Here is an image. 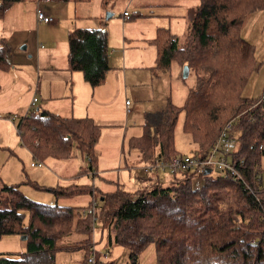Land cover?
I'll list each match as a JSON object with an SVG mask.
<instances>
[{"label":"trees","instance_id":"16d2710c","mask_svg":"<svg viewBox=\"0 0 264 264\" xmlns=\"http://www.w3.org/2000/svg\"><path fill=\"white\" fill-rule=\"evenodd\" d=\"M32 1L89 0H0V19L11 5ZM112 1L100 0L102 6ZM258 11L264 12V0H199L184 47L168 29H158L150 41L156 51L155 69L163 72L172 63L187 66L195 86L180 106L168 97L162 111L145 113L140 135L129 140L141 162H167L181 155L174 134L182 116L181 132L189 139V154L204 157L230 123L235 156L244 160L241 178L211 173L200 176L202 185L193 187L198 176L194 172L167 173L168 185L157 175L144 190L132 193L118 184L112 192L76 184L46 188L30 180L4 184L0 187V239L26 236V251L16 259L0 254V264H55L57 252L78 249L83 250L82 264H88L91 216L80 214L88 205L38 203L20 191L21 185L51 193L56 200L94 196L100 232L106 233L110 247L126 249L125 264H138L149 245L154 247L155 264H264V183L256 178L262 173L264 156V98L241 96L256 63L254 47L240 31L245 19ZM67 44L69 71L80 72L91 88L101 85L110 70L105 28H75ZM7 69L6 49L1 45L0 70ZM15 126L21 144L36 161H67L78 155L88 163L84 172L94 171L100 126L92 119L60 117L33 107L27 116L16 119ZM75 235L82 240L62 243Z\"/></svg>","mask_w":264,"mask_h":264},{"label":"rangeland","instance_id":"374dc122","mask_svg":"<svg viewBox=\"0 0 264 264\" xmlns=\"http://www.w3.org/2000/svg\"><path fill=\"white\" fill-rule=\"evenodd\" d=\"M77 4V15L81 17L78 19L81 28L95 25L94 28L85 29H97L99 27L97 23V12L99 15L102 13V19L107 22L108 62L110 67H112L106 73L103 83L98 87L91 88L84 81L90 90L86 99L82 98V102L86 101L85 109L87 110L88 106L89 113H100L102 118L100 115L98 116L101 119L107 120V122L99 124V146L95 152L96 161L94 163V171L85 173L84 170L87 168L88 163L86 159H82L78 155L67 161L45 160L43 161V167L41 169L29 168L30 162L36 164L37 161L35 159L26 162L21 157L18 160L19 169L23 172V181H28L30 175H36L42 179L41 182L46 183L45 185L47 186H44L46 188L56 187L57 180L61 181L66 179L72 182L78 181L77 184L75 183L76 185H92L98 189L107 186L110 190H114L116 189V184H118L125 191L132 193L138 190L137 185L140 181L150 176L142 172L141 167L146 163L141 162L137 158L136 150L130 149V138L140 135L145 113L162 111L168 97H170L174 105L180 106L188 90L195 86V79L192 73L187 78H182L183 67H180L177 63H172L169 69L163 72L155 69L153 86L152 88L146 87V90L152 93L150 95L151 98L140 101L141 98L137 96H134L135 98L128 96L131 103V114L128 115L125 122L124 101L120 97L121 94H118L116 90V81L109 74L111 70H115L113 68L117 67L112 65V59H110L113 51L118 49L111 44L112 40L118 42V38L121 41L123 35H125L126 38H131L130 40L124 41L129 47H138V50L133 51V49H127V45H125L126 56L133 55L134 57V54L135 56L139 54L144 60L149 61V56H152L151 52H154V60H156V52L153 51L150 41L156 36L158 29H168L171 34L178 38L179 47H184L186 33L185 22L195 12L196 6L199 5V0H113L107 6H102L100 0H89L87 2H78ZM144 6H146L145 9L147 12L141 10ZM123 12H127L130 15L129 19L122 18V15L120 16ZM107 13L111 14V16L105 20ZM246 19L240 33L242 38L254 47L256 69L243 87L241 96L246 99H258L264 91V12L258 11ZM246 23L247 25H245ZM124 25L127 26L124 27ZM140 34L143 39H138ZM143 47L144 50L142 49ZM152 60L153 56L150 62ZM78 73L82 77V74L80 72ZM138 85L135 90L140 93L145 86H142L141 82ZM142 94L139 95L142 96ZM76 100H79L78 96ZM120 119L122 120L121 124H118V122H110ZM181 123L182 116L179 117L175 128V147L181 155H188L191 148L188 143V137L181 132ZM260 165L264 175V156L261 158ZM87 173L94 174L93 182L91 179L92 176H88ZM11 174L12 172L8 167L0 170V187L4 184L14 185L10 182ZM159 175L162 177L163 185H168L170 176L167 173H159ZM214 175L215 173L212 172L211 176ZM5 181H9L7 182L8 184ZM112 181H114V186H111ZM202 183L203 178L196 176L192 182V186L199 187ZM20 191L31 200L49 205L81 206L91 200L89 196L69 198L70 202L60 198L56 200L53 194L46 191H39L31 186L22 187ZM79 237L75 235V238H64L62 243L70 244L75 239L82 240ZM25 251L26 244L24 241H20V237L7 236L0 239L1 255L16 259L21 258ZM90 251L94 252L95 263L100 261L125 264L127 261L126 249L114 244L110 247L107 242L106 233L103 232L101 234L98 225L94 226L92 248ZM106 253L107 255L105 257ZM88 255L90 256V252L87 253L86 261ZM83 257L82 249H78L73 253L59 251L55 256V264H82ZM154 261V247L153 245H149L141 252L138 264H155Z\"/></svg>","mask_w":264,"mask_h":264},{"label":"crops","instance_id":"0c3cea01","mask_svg":"<svg viewBox=\"0 0 264 264\" xmlns=\"http://www.w3.org/2000/svg\"><path fill=\"white\" fill-rule=\"evenodd\" d=\"M145 7L141 9L143 12H147ZM77 8L78 4L73 2H20L11 5L3 18L0 19V46L4 45L6 49V61L8 63L7 70H0V170L8 167L12 172L10 176L11 184L17 185L24 178L22 176L23 172L19 169V158L23 157L26 162L31 159L33 161L31 153L21 144L15 126L16 119L27 116L31 108H39L65 118L87 117L97 125L107 122V120L101 119L102 115L100 113H89L88 106L87 110L85 109L86 101L82 102V98L86 99L90 90L78 72H70L68 69L67 36L73 29L81 28L78 20L81 17L77 15ZM37 10L52 18V22L46 24L38 21L36 17ZM101 14L99 15L97 12L99 26L97 29L104 27L106 30L107 22L102 19ZM121 17L123 18V15ZM189 20L187 19L185 22L186 30ZM245 21L241 29H243ZM94 26L91 25V27L85 28H94ZM126 26L124 25V27ZM130 39L123 35L121 41L118 38V42L112 40L111 44L118 49L113 51L110 59H112V65L117 67L113 68L115 70H111L109 74L116 81V90L118 94H121L120 97L123 98L124 102L128 99V96L132 98L137 96L141 98L140 101L149 100L152 93L146 90V87L152 88L153 86L154 70L156 68L154 52H151L152 62H150L152 56H149V61L144 60L139 54L137 56L134 54V57L133 55L126 56L124 48L127 44L124 41ZM138 39H143L141 34ZM137 48V46L129 47L127 45V49H133V51ZM152 48L155 51L153 45ZM142 49L144 50V47ZM138 76L140 77L137 78ZM139 82L142 86H145L140 93L135 90L139 86ZM139 94H142V96ZM77 96L78 101L76 100ZM33 99H36L34 104H32ZM127 117L128 115L124 114L125 122ZM110 122L121 124L122 120H112ZM98 146L97 143L96 150ZM4 159L6 160L4 161ZM30 165L31 162L29 163L31 169H41ZM87 175L89 176L88 173ZM29 178L30 181L38 185L47 186L36 175H30ZM146 179L139 182L137 185L138 190H144L150 182L155 181L152 177H149L151 181ZM57 181L56 186L78 183V181L72 182L66 179ZM7 182L9 181H5L6 184H8ZM25 186L29 185H21L20 188ZM111 186H114V181H112ZM98 190L101 192L114 191L107 186ZM65 201L70 202V199ZM89 201L81 206L88 205Z\"/></svg>","mask_w":264,"mask_h":264},{"label":"built area","instance_id":"2783aa9c","mask_svg":"<svg viewBox=\"0 0 264 264\" xmlns=\"http://www.w3.org/2000/svg\"><path fill=\"white\" fill-rule=\"evenodd\" d=\"M122 15L125 19L129 17L127 12H123ZM36 17L38 21L46 24L52 22V18L45 16L40 10H37ZM262 97L264 98V91ZM35 102L36 99H33L32 104ZM124 108L125 115H129L131 113V103L129 99L125 100ZM230 129L231 124L228 123L220 132L216 141L204 157L190 154L180 155L167 162L156 160L151 163H146L141 167V170L144 174L150 177H156L159 173L174 175L183 172H194L198 176H206L204 172L210 170L209 174L214 172L224 178L232 177L239 179L242 177L240 169L244 165V160L235 156L236 142L230 134ZM30 166L42 168L43 163L37 161L36 164L31 163ZM89 175H91L93 179L94 174L91 173ZM256 178L258 181L264 183L263 173L256 175ZM98 212L99 208L97 206V199L94 196H92L88 206L80 211L81 217H87L88 215L91 216L92 230H94V226L98 223ZM106 255L107 253L105 254V257ZM87 262L89 264H95L93 251H90V256L88 257Z\"/></svg>","mask_w":264,"mask_h":264},{"label":"water","instance_id":"95a60500","mask_svg":"<svg viewBox=\"0 0 264 264\" xmlns=\"http://www.w3.org/2000/svg\"><path fill=\"white\" fill-rule=\"evenodd\" d=\"M110 16H111V14L107 13L105 19L109 18ZM188 75H189V68L187 66H183L182 78L185 79V78L188 77ZM209 173H210V170H206L204 172L205 175H208ZM20 240L25 241L26 240V236H21Z\"/></svg>","mask_w":264,"mask_h":264}]
</instances>
